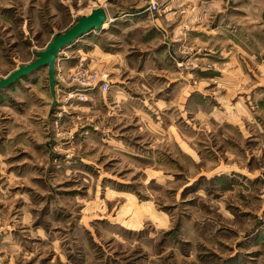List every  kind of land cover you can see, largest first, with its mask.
<instances>
[{
  "label": "rangeland",
  "instance_id": "1",
  "mask_svg": "<svg viewBox=\"0 0 264 264\" xmlns=\"http://www.w3.org/2000/svg\"><path fill=\"white\" fill-rule=\"evenodd\" d=\"M150 1L0 0V78L146 22L65 49L55 105L46 68L0 95V264H264V0Z\"/></svg>",
  "mask_w": 264,
  "mask_h": 264
},
{
  "label": "water",
  "instance_id": "2",
  "mask_svg": "<svg viewBox=\"0 0 264 264\" xmlns=\"http://www.w3.org/2000/svg\"><path fill=\"white\" fill-rule=\"evenodd\" d=\"M109 20L107 10L103 7L93 9L89 14L77 17L75 23L65 31L55 34L45 49L36 51V58L28 63L20 64L16 69L0 78V95L7 87L15 84L21 79L28 78L32 73L47 69L50 94L53 98L52 105L57 102V64L60 53L71 47L85 34L101 30Z\"/></svg>",
  "mask_w": 264,
  "mask_h": 264
},
{
  "label": "crops",
  "instance_id": "3",
  "mask_svg": "<svg viewBox=\"0 0 264 264\" xmlns=\"http://www.w3.org/2000/svg\"><path fill=\"white\" fill-rule=\"evenodd\" d=\"M92 11V10H91ZM90 11V12H91ZM89 12V13H90ZM89 13H87V14H89ZM107 13H108V17H109V22H107L106 23V28H109V25H115V23H117V24H119V23H134V22H136V21H139V22H144V23H146L145 22V20H142L143 18H137V17H135V16H133V15H122V16H119V17H114V18H111V16L109 15V12L107 11ZM147 21H149V20H147ZM65 31V30H64ZM110 35H113V37L111 38L112 40H110V42H109V40H107V42H106V51H105V54H106V57L107 58H110V56H116V53L117 52H119L120 53V51L121 50H124V48L126 47V43H125V41L120 37L121 35H125L124 33H123V30H122V32H120V33H118L117 35H115L114 33H111ZM190 35V34H189ZM149 38V37H148ZM147 38V39H148ZM108 39H109V37H108ZM132 40V39H131ZM151 43V42H150ZM135 44L134 43H130L129 44V47L130 48H133V47H135L134 46ZM73 46V45H72ZM68 49V48H67ZM66 49V50H67ZM112 50V51H109V50ZM65 50H63L61 53H60V58L58 59V64H57V69H58V67H59V65H61V64H66L67 62H69V61H67V59L68 58H66V59H64L65 61H60L61 60V54L64 52ZM112 63H114V61L112 62ZM109 64V63H108ZM51 95V94H50Z\"/></svg>",
  "mask_w": 264,
  "mask_h": 264
},
{
  "label": "built area",
  "instance_id": "4",
  "mask_svg": "<svg viewBox=\"0 0 264 264\" xmlns=\"http://www.w3.org/2000/svg\"><path fill=\"white\" fill-rule=\"evenodd\" d=\"M158 7L159 5L155 1L151 0L148 9L154 11L157 10ZM81 63L82 62H80V64ZM85 78L86 81L84 80ZM76 79L78 80L79 83L87 87L95 88L98 86L100 89L104 91H107L110 88V82L106 79V76L100 78L97 74L88 73L87 70L84 75L79 74ZM80 97H82V95H80Z\"/></svg>",
  "mask_w": 264,
  "mask_h": 264
}]
</instances>
